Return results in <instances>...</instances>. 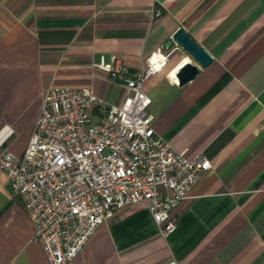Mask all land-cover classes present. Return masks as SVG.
I'll list each match as a JSON object with an SVG mask.
<instances>
[{"label":"crops","instance_id":"obj_1","mask_svg":"<svg viewBox=\"0 0 264 264\" xmlns=\"http://www.w3.org/2000/svg\"><path fill=\"white\" fill-rule=\"evenodd\" d=\"M180 27L214 58L184 85L173 73L194 59L166 46ZM159 48L169 60L144 82L154 128L212 170L174 209L167 238L138 202L65 264H264V0H0V134L14 129L2 147L23 155L53 86H93L120 104L125 90L94 64L117 55L138 69ZM34 234L0 167V264H51Z\"/></svg>","mask_w":264,"mask_h":264},{"label":"built area","instance_id":"obj_2","mask_svg":"<svg viewBox=\"0 0 264 264\" xmlns=\"http://www.w3.org/2000/svg\"><path fill=\"white\" fill-rule=\"evenodd\" d=\"M168 60L162 48L138 69L117 55L109 62L102 56L94 66L125 90L120 104L105 105L93 86L49 88L22 156L2 147L14 131L3 128L0 167L28 209L33 241L44 246L51 264L76 258L103 222L138 202L167 238L177 227L174 209L212 170L204 152L188 156L154 128L144 82Z\"/></svg>","mask_w":264,"mask_h":264},{"label":"water","instance_id":"obj_3","mask_svg":"<svg viewBox=\"0 0 264 264\" xmlns=\"http://www.w3.org/2000/svg\"><path fill=\"white\" fill-rule=\"evenodd\" d=\"M174 43H177L194 59V61H185L176 72L179 84L184 85L198 75L201 67L210 65L214 58L210 52L200 46V44L181 27L178 28L172 38L166 42V46L171 47Z\"/></svg>","mask_w":264,"mask_h":264},{"label":"bare ground","instance_id":"obj_4","mask_svg":"<svg viewBox=\"0 0 264 264\" xmlns=\"http://www.w3.org/2000/svg\"><path fill=\"white\" fill-rule=\"evenodd\" d=\"M173 76H174L175 79H177V77H176V73H173ZM177 80H178V79H177Z\"/></svg>","mask_w":264,"mask_h":264}]
</instances>
